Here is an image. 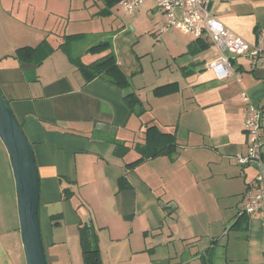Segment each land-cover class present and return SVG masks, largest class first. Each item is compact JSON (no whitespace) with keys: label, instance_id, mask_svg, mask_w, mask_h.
Wrapping results in <instances>:
<instances>
[{"label":"crops","instance_id":"crops-1","mask_svg":"<svg viewBox=\"0 0 264 264\" xmlns=\"http://www.w3.org/2000/svg\"><path fill=\"white\" fill-rule=\"evenodd\" d=\"M65 1L62 6L72 5ZM145 3L142 11L159 14L166 23L153 0L140 7ZM41 4L55 11L51 0ZM77 8L78 16L88 12ZM212 11L251 43L264 34V0H215ZM164 26L159 27L165 62L145 98L141 86L131 83L134 76L128 87L107 75L86 81L59 48L65 39L55 33L58 40L45 38L55 50L40 64L14 55L20 46L0 56V89L38 165L39 216L51 264H84L79 227L86 215L97 232L102 264H264L262 214L239 213L258 162L238 159L248 151V103L242 93L264 105V65L252 69L241 56L233 61L238 77L219 79L208 66L217 58L209 40L204 39L209 47L198 52L197 38ZM156 46L149 50L154 60ZM105 53L81 58L90 63ZM118 63L131 80L133 72ZM169 83H177L174 92L154 95V88ZM131 93L140 99L133 106L126 98ZM150 125L174 133L177 148L127 166L139 157L135 146L144 144ZM118 144L125 154L116 153ZM122 176L130 186L120 187ZM11 214L0 199V264H22L21 237Z\"/></svg>","mask_w":264,"mask_h":264},{"label":"rangeland","instance_id":"rangeland-1","mask_svg":"<svg viewBox=\"0 0 264 264\" xmlns=\"http://www.w3.org/2000/svg\"><path fill=\"white\" fill-rule=\"evenodd\" d=\"M61 1L51 0L54 11L43 6L41 0H0V56L14 51L18 46H37L40 41L49 35L58 40L55 35L58 34L61 40L64 41L67 33L78 29L79 38L78 36L75 37L68 45L73 56L86 54L85 59L90 60L92 54H87V49L94 44L108 40L112 44L111 50L117 55L118 62L123 63L125 69L133 72L130 74V81H132L133 76L135 78L131 83L141 86V93L144 98L150 94L151 84L156 82L155 72L165 62L161 55L165 52L163 33L159 27L161 24H165V19L161 21L159 14L148 15L142 11L148 3L140 7V13H126L118 3L109 9V13L102 14L101 11L104 9L105 4L100 1L90 0L88 3V0H69L74 6L73 9H71L72 5L62 6ZM67 3L68 0L64 2V4ZM77 5H80L82 9H87L88 12H81L78 16ZM12 13L18 15L19 18ZM83 15L85 17L89 15V19H83ZM46 17L50 19L45 20ZM63 34L65 35L63 36ZM156 43H159L160 46H158L159 48L156 46L155 55L158 57L154 60L149 54V50ZM0 199L11 209L12 214L10 217L13 220L11 222L18 228L17 231L20 234L15 180L7 150L1 139ZM203 229H206V227L204 226ZM7 238L8 242L11 243L12 237L7 236ZM202 239L204 242L209 243L210 239L207 236L203 235ZM21 246L23 247L22 241ZM220 249L222 250L221 245L217 251H220ZM18 263L26 264L23 248ZM48 264H51V262L48 261Z\"/></svg>","mask_w":264,"mask_h":264},{"label":"built area","instance_id":"built-area-1","mask_svg":"<svg viewBox=\"0 0 264 264\" xmlns=\"http://www.w3.org/2000/svg\"><path fill=\"white\" fill-rule=\"evenodd\" d=\"M147 0H121L124 12L135 14L142 3ZM165 14L166 23L163 30L178 27L185 34L195 38L209 40L217 58L208 66L213 68L219 79L238 77L233 66L236 58L244 56L249 60L252 69L264 65V34L258 43H251L222 23L213 13L215 0H153ZM242 99L248 103L244 129L248 134V151L239 155L241 163L246 164L259 159L258 175L248 184L245 202L240 214H254L260 211L264 227V105L257 106L243 92Z\"/></svg>","mask_w":264,"mask_h":264},{"label":"trees","instance_id":"trees-1","mask_svg":"<svg viewBox=\"0 0 264 264\" xmlns=\"http://www.w3.org/2000/svg\"><path fill=\"white\" fill-rule=\"evenodd\" d=\"M101 1L105 4V7L101 11V13L107 14L110 12L109 9L112 6L118 4L121 0ZM77 36H79V34L66 35L65 41L59 45V48H62L68 53L70 61L78 67L86 81L92 80L97 76L107 75L113 82L122 87H128L130 85L128 75L122 70L116 59V55L111 50L112 44L110 41L105 40L90 46L87 49L86 53L98 54L105 51L106 53L90 63H85L82 60L81 55L73 56L68 48V45ZM195 41L198 45V52L209 47V43L204 39L197 38ZM54 50L55 49L51 46V44L46 39H44L37 46L26 45L18 47L15 50L14 55L21 57L24 60H29L35 62L36 64H40ZM176 86L177 83L160 85L154 88L153 93L155 96H163L174 92L176 90ZM0 92L3 95L1 89ZM126 98L129 103L131 102L132 106L135 105V102L140 101L135 93L127 95ZM177 145V138L174 133L164 132L160 130L157 125H150L147 127L145 132L144 144H137L135 146L136 150L139 153V157L134 161L128 163L127 166L139 164L140 162L155 156L170 154L177 148ZM119 146L121 145L118 144V146L116 147V153L120 155L125 154L119 150ZM119 183L120 187L122 188L130 186V183L127 181L125 176H122L120 178ZM69 195L70 191L66 193V197H68ZM79 229L83 248L84 264H102L101 253L97 241V232L94 229L93 224L91 223V221H85L83 225L79 227ZM202 264L208 263L207 261H204Z\"/></svg>","mask_w":264,"mask_h":264},{"label":"water","instance_id":"water-1","mask_svg":"<svg viewBox=\"0 0 264 264\" xmlns=\"http://www.w3.org/2000/svg\"><path fill=\"white\" fill-rule=\"evenodd\" d=\"M0 139L14 175L19 232L26 264H48L39 216L41 182L34 149L1 92ZM86 221L90 222L88 217Z\"/></svg>","mask_w":264,"mask_h":264}]
</instances>
